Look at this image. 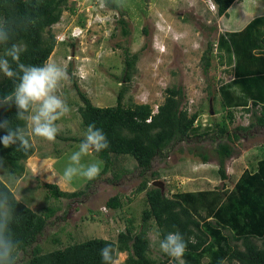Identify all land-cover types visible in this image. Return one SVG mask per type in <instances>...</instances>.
I'll return each instance as SVG.
<instances>
[{"label":"rangeland","instance_id":"rangeland-1","mask_svg":"<svg viewBox=\"0 0 264 264\" xmlns=\"http://www.w3.org/2000/svg\"><path fill=\"white\" fill-rule=\"evenodd\" d=\"M126 5L128 37L122 35L118 25L120 14L109 7L101 9L99 0H70L71 9L66 10L61 22L52 28L59 43L50 60L66 66L70 77L58 89V94L70 108L69 113L56 122L60 127L58 135L84 138L86 128L78 112L83 102L78 90L95 106L112 107L117 104L119 93L126 85L125 105L150 104L158 111L167 98V89L182 88L181 107L190 115L199 114L197 137L177 143L165 159L156 158L148 176L152 171L159 173L153 185L155 181L163 182L165 194L171 198L221 189L225 183L231 189L238 175L247 168L253 169L258 159H264V127H251L254 112L262 113L263 104L254 106L253 102L264 99V84H261L264 78H260V84L255 82L258 77L250 78L248 87L239 83L240 80L237 82V71L264 75V56L257 42L264 37V24H257L249 39L245 35L229 38V34L243 31L255 19L264 17V0H238L231 7L230 15L222 17L218 16L213 0H126ZM223 37L230 39L229 44L238 41L231 53L219 47ZM211 43L214 48L211 67L207 71L204 55L210 50ZM125 50L130 55L139 54L129 83L122 79L126 68ZM4 79L0 73V81ZM225 91L231 92L233 101L229 104H225ZM212 109L214 113H211ZM230 111L234 113L233 119L229 116ZM223 121L229 124L231 133L240 135L233 144L234 157L226 162L230 176L226 182L217 173L220 162L215 151L227 137L216 136L212 140L203 134ZM241 126L250 129L248 132L236 131ZM79 144L59 137L54 142L37 138L34 143L36 151L25 162L24 174L14 176L13 183L7 178L4 180L34 211L44 214L49 207L58 209L38 239L45 252L90 238L116 240L130 218L137 220V225L142 224L146 193L139 194L137 189L144 179L132 158H121L114 167L117 172L121 169L126 172L120 177L112 171L90 186L91 180L80 177H74L71 182L62 179ZM198 153L210 155L211 159L205 163ZM93 162L100 164L102 172L105 164L94 152L81 160L82 164ZM4 169H8L6 164L0 169V175L4 174ZM45 184H57L67 192L85 193L78 198L57 199L51 196ZM115 196L121 199L123 207L120 209L107 206ZM192 206L193 213L205 221L207 209ZM149 227L152 257L163 260L165 255L159 248L161 237L154 220ZM54 238L60 239L62 246L54 245ZM128 257V252L120 253L119 264ZM27 258L22 252L20 259ZM201 260L202 264H208L214 259L211 253H206Z\"/></svg>","mask_w":264,"mask_h":264},{"label":"trees","instance_id":"trees-1","mask_svg":"<svg viewBox=\"0 0 264 264\" xmlns=\"http://www.w3.org/2000/svg\"><path fill=\"white\" fill-rule=\"evenodd\" d=\"M213 1L217 6L218 16L222 17L230 15V8L238 0ZM30 3L31 6L25 0H15L18 12L34 14L38 18L34 27L18 37L27 43V51L22 54L21 61L26 64L42 65L50 60L59 43L52 28L61 22L63 13L71 9L70 0H30ZM109 8L120 14L118 25L122 35L128 37L130 30L125 20V8H116L111 0H109ZM257 24H264V17L255 19L243 31L229 34V38L232 35H245L249 39L252 30L257 28ZM252 37L254 39L253 35ZM229 38L223 37L219 47L231 53L238 41L229 44ZM257 42H259L260 53L264 56V37ZM212 45L213 43L204 55L207 71L211 67V54L214 48ZM230 58H232L231 55ZM138 59L139 54L130 55L128 50H125L126 68L122 77L124 82L129 83L132 80ZM237 73V82L240 80L239 83L247 87L249 86L247 84L251 82L248 81L250 78L257 79L258 77L255 81L258 84L261 82L260 78H264V75L255 76L253 72L248 71H243L244 74L238 71ZM13 88L14 81L5 77L0 81V97L11 92ZM78 91L83 102L78 109L83 127L87 128L90 123L94 122L98 128L103 129L109 141L107 149L99 153L94 152L104 162L105 167L95 179L89 182V186L104 174L112 171L118 173L116 174L118 177L124 175L126 173L124 169L118 172L114 170L121 158L129 157L135 160L144 179L137 193H146L142 224H139L141 227L136 224L137 220L130 218L127 219L125 230L119 233L116 240L90 238L81 242L75 241L64 248L57 247L45 252L38 244V239L58 209L49 207L43 214L21 202L16 206L19 220L12 225V229L16 238L22 242L21 253L23 252L28 258L19 259V264H102L100 249L107 244L113 245L118 250V255L128 252L129 257L123 264H176L165 253L163 260L152 257L151 240L148 234L152 220L158 227L161 239L168 232L179 231L183 234L187 242V250L183 257L185 264H202L201 259L206 253H211L214 259L208 264H222L223 261L227 264H264V159L259 157L253 169L247 168L241 175H238L231 189L225 183L221 189L201 190L198 195L171 198L160 187L153 185V181L159 178V173L152 171L149 177L148 172L152 170L156 158L165 159L169 150L177 143L197 137V128L200 125L197 126L196 123L199 114L190 115L181 107L184 98L183 89L177 87L167 89V98L158 111H155L150 104L125 105L124 99L128 91L126 85L119 93L117 104L112 107H97L86 94ZM247 91L250 94L249 88ZM223 93L226 96L225 104L231 103V92ZM259 104H263L262 113L258 115L254 112L255 120L251 127L257 125L264 127V99L259 103L253 102L254 106H259ZM247 110L250 112L249 109ZM17 111L14 104L11 107H0V121H9L12 127L22 123L16 118ZM233 115L234 113L230 111L231 119ZM229 128V124L223 121V123L216 124V128L208 129L203 133L212 140H215L216 136L227 137V140L221 142L215 151L220 162L217 173L225 182L230 178L227 174L226 162L234 157L236 152L233 144L234 141L240 139V135L236 132L231 133ZM249 129V127L241 126L236 128V131L248 132ZM6 134L7 130L0 128V137ZM57 137L72 140L75 143H81L84 139L64 138L59 135ZM16 149L17 145L5 148L0 143V159L7 165L13 176H22L26 170L25 162L34 155L36 147L33 144L27 152ZM198 156H201L205 163L211 159V156L207 154L198 153ZM45 187L51 196L57 199L78 198L85 193V191H63L57 184H45ZM0 188L7 189L15 195L4 181H0ZM222 196L225 198L222 199ZM191 205L195 209H199V206L207 209L206 219L202 217L205 221L193 213ZM107 206L112 209L123 207L119 196L111 198ZM242 220H246L247 223L244 224ZM53 242L54 245L62 246L58 238H54Z\"/></svg>","mask_w":264,"mask_h":264},{"label":"clouds","instance_id":"clouds-1","mask_svg":"<svg viewBox=\"0 0 264 264\" xmlns=\"http://www.w3.org/2000/svg\"><path fill=\"white\" fill-rule=\"evenodd\" d=\"M25 2L31 6L30 0ZM111 3L116 8L127 6L126 0H111ZM99 7L108 9L109 0H99ZM37 22L34 14L18 12L15 0H0V73L14 81L13 90L0 97V107L14 104L18 110L16 118L22 122L12 127L9 121H0V128L7 130V134L0 137V143L5 148L17 145L16 150L25 152L33 147L37 138L54 142L60 133L56 122L70 111L66 100L58 94L61 84L70 80L67 67L51 60L42 65L21 61L22 54L27 51V43L18 37ZM108 147L109 141L103 129L94 122L90 123L78 151L71 155V164L65 168L62 179L65 182H71L74 177L89 181L95 179L101 172L100 164H82V157ZM3 168V160L0 159V169ZM5 178L9 183L15 182L8 169H4L0 181ZM21 202L24 201L19 193L14 195L0 188V264H19L22 242L16 238L12 225L19 220L16 206ZM159 248L176 264H185L183 257L187 242L179 231L168 232L159 240ZM100 256L102 264H119L118 250L111 244L100 249Z\"/></svg>","mask_w":264,"mask_h":264},{"label":"water","instance_id":"water-1","mask_svg":"<svg viewBox=\"0 0 264 264\" xmlns=\"http://www.w3.org/2000/svg\"><path fill=\"white\" fill-rule=\"evenodd\" d=\"M211 113H214V111H213V109L211 110ZM154 186H156V187H160L161 189H162V191L164 192V183L163 182H161V181H155L154 182Z\"/></svg>","mask_w":264,"mask_h":264},{"label":"crops","instance_id":"crops-1","mask_svg":"<svg viewBox=\"0 0 264 264\" xmlns=\"http://www.w3.org/2000/svg\"><path fill=\"white\" fill-rule=\"evenodd\" d=\"M235 4V3H234ZM245 6H246V4H245ZM232 10V8L229 10V11H231ZM203 191V190H202Z\"/></svg>","mask_w":264,"mask_h":264}]
</instances>
